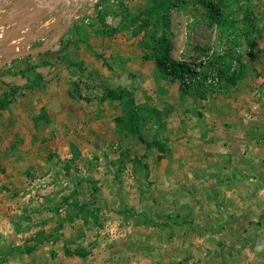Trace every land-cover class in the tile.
Masks as SVG:
<instances>
[{
	"label": "rangeland",
	"instance_id": "rangeland-1",
	"mask_svg": "<svg viewBox=\"0 0 264 264\" xmlns=\"http://www.w3.org/2000/svg\"><path fill=\"white\" fill-rule=\"evenodd\" d=\"M58 43L0 68L38 86L0 93V264H264V0H88Z\"/></svg>",
	"mask_w": 264,
	"mask_h": 264
},
{
	"label": "crops",
	"instance_id": "crops-1",
	"mask_svg": "<svg viewBox=\"0 0 264 264\" xmlns=\"http://www.w3.org/2000/svg\"><path fill=\"white\" fill-rule=\"evenodd\" d=\"M0 1L1 2H7L8 0H0ZM13 3H14L15 7H13V9H12L13 11L11 12L10 16H11V18L14 17V19H16L17 17H20V16L27 15L38 4L41 5V10L38 11V13L36 14V17H35L36 19H34V22H32L29 26H25L22 30H20L15 35V38L12 40V41H14L18 37H20L22 39L26 37L28 39L34 40L32 42L33 44L28 45L27 47L19 48V50H25L27 48H31V47L33 48V47L39 46L40 44L41 45L44 44L45 39L40 38V35H41L40 33H43V35L45 34L46 37L49 35L52 36V34L55 32V27H54L55 18L60 13H62V12L64 13L63 18L61 19V25H64L66 22H70V25H71L73 20H74L72 17V14H70V12H71L70 8H71L72 4H74L73 0H13ZM3 11L4 10H2V11L0 10V14H3ZM49 24H52V25H49ZM8 25H12V23H10ZM68 30H69V28H67L63 37L65 35H67ZM57 45H59V43L54 44L51 47V51L56 49L58 47ZM0 48L6 49L7 47L4 48V46L3 47L0 46ZM7 53H9V51L4 50V52L2 54H0V62L5 57V56L2 57L1 55H5ZM29 56H31V55H29ZM29 56H22L20 58L13 59L12 61L8 62L7 64H5L1 68L2 69L8 68L9 65L12 64V62L14 60H15V62H17L16 60H18V59H20V61H21L19 63H22L23 61H26V59ZM51 56H53V55H47V54L43 53L40 55L34 54L31 57H40V59H41V57L42 58H44V57L50 58ZM48 70H49L48 67H45V66L40 67L39 66L35 69L34 74H36V73L38 75L40 74L42 79H44V81L48 82V80H47L48 77L54 75L52 72H49L50 70L49 71ZM22 73H25V75ZM22 73L18 72L16 74L14 72H11V71L8 72L7 71L5 75L1 76V79L3 81H5V85L6 84L7 85L4 86L3 89L0 90L1 91L0 93L6 94V92H4V91H6L8 89V88H6L7 86H9L12 90H15V88L18 87L20 94H27L28 90H31V91L37 90L38 86H36V85L31 86L32 83H31L30 79H33V77H32V75L31 76L29 75L30 73H28V70H24V72H22ZM48 75H50V76H48ZM28 76H30V78ZM0 84H1V82H0ZM27 85H29L30 87H27ZM12 90L10 92H12ZM31 94H33V93H31ZM1 103H2V101L0 102V106L4 104V106L6 107L5 100H3V104H1ZM38 107L41 110L44 109L43 105H39ZM15 109L16 108H13L12 104H9L8 107L0 110V131H1L0 135L6 136V133L4 131L5 127L8 129L9 124H11L12 122L18 121L19 115H18L17 111H21L23 108L21 110H18V109L15 110ZM46 109L49 110L48 108H46ZM21 114H23V113H21ZM1 141H3V142H1ZM1 141H0V145L2 146L1 148L6 150L9 147L8 145L4 144L7 141L6 137H5V139L2 138ZM1 143H3V145Z\"/></svg>",
	"mask_w": 264,
	"mask_h": 264
},
{
	"label": "water",
	"instance_id": "water-1",
	"mask_svg": "<svg viewBox=\"0 0 264 264\" xmlns=\"http://www.w3.org/2000/svg\"><path fill=\"white\" fill-rule=\"evenodd\" d=\"M14 3L13 0H8L7 2H1L0 1V10L4 9H13ZM41 10V5L38 4L34 9L29 12L27 15L17 17L16 19L11 18L10 16V11L8 13L3 14L0 17V27L4 26L8 23H12L11 28L9 31L5 32L2 36H0V46L7 47V43L12 41L15 38V35L22 30L25 26H29L32 22H34V19H36V14L38 11ZM64 13H60L59 15L56 16L55 22H54V27H55V32L51 36L50 42H46L42 45H39L37 47H33L30 49L22 50V51H15L11 52L9 54H6L4 59L0 62V68L3 67L5 64L8 62L12 61L13 59L20 58L22 56H29V55H34V54H41L43 52H46L51 49V47L59 42L63 35L65 34L67 28L70 27V22H66L64 25H61V19L63 18ZM5 49L0 48V54L4 52Z\"/></svg>",
	"mask_w": 264,
	"mask_h": 264
},
{
	"label": "trees",
	"instance_id": "trees-1",
	"mask_svg": "<svg viewBox=\"0 0 264 264\" xmlns=\"http://www.w3.org/2000/svg\"><path fill=\"white\" fill-rule=\"evenodd\" d=\"M213 8V6H212ZM211 10H215L211 9ZM82 11V9H81ZM215 14V13H214ZM168 44H164V48L167 49ZM158 63L161 64V66L163 67V70L165 73H167L168 75H173L172 77H176L177 79L182 81H185V77L188 79H198L197 84L200 83V85H205V78L204 79H200L197 78V76L199 75L198 72L194 69V66H192L189 63H185V62H180V61H176L173 60L170 55L168 54V51H164L163 54L161 56H159V58L157 59ZM201 65V72H203V74L208 75L207 73L204 72V68L205 66ZM202 74V73H201ZM208 78V77H207ZM235 80V78H233ZM212 86V84H211Z\"/></svg>",
	"mask_w": 264,
	"mask_h": 264
},
{
	"label": "built area",
	"instance_id": "built-area-1",
	"mask_svg": "<svg viewBox=\"0 0 264 264\" xmlns=\"http://www.w3.org/2000/svg\"><path fill=\"white\" fill-rule=\"evenodd\" d=\"M73 1H74V4H72V6H71V8H70V10H71L70 14H72L73 19H75V18L78 17V13L81 12L82 6H83L88 0H87V1L85 0L86 2H85L84 0H73ZM69 2H70V1H69ZM83 3H84V4H83ZM86 6H87V5H86ZM80 7H81V8H80ZM1 11H2V10H1ZM8 11H10L9 14H11V12H12L13 10H12V8L9 9V10L4 9L3 14L8 13ZM3 14H0V17H1ZM8 24H10V23H8ZM8 24H6V25L0 27V36H2L3 34H5V32L9 31V29L11 28L12 25H8ZM49 25H52V24H49ZM47 26H48V25H47ZM47 33H48V32H47ZM40 34H41V35H40V38L45 39V40H44V43L48 42V40H49L48 36L46 37V35H45V34L43 35V33H40ZM212 77H213L214 81H216V80L218 79V77L216 76L215 73L212 74ZM186 79H188V78H186ZM211 79H212V78L209 79V82L212 81Z\"/></svg>",
	"mask_w": 264,
	"mask_h": 264
},
{
	"label": "flooded vegetation",
	"instance_id": "flooded-vegetation-1",
	"mask_svg": "<svg viewBox=\"0 0 264 264\" xmlns=\"http://www.w3.org/2000/svg\"><path fill=\"white\" fill-rule=\"evenodd\" d=\"M48 35H49V34H48ZM48 37H49V38H51V36H50V35H49Z\"/></svg>",
	"mask_w": 264,
	"mask_h": 264
}]
</instances>
